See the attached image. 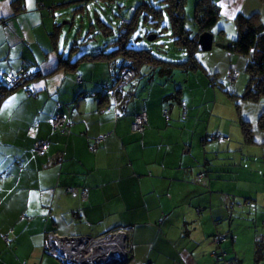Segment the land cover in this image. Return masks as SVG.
I'll return each instance as SVG.
<instances>
[{
    "label": "crops",
    "instance_id": "crops-1",
    "mask_svg": "<svg viewBox=\"0 0 264 264\" xmlns=\"http://www.w3.org/2000/svg\"><path fill=\"white\" fill-rule=\"evenodd\" d=\"M79 1L0 0V83L23 67L35 75L22 80L0 107V264H66L44 252L49 231L96 237L120 229L127 230V264H215L217 249L243 260L235 246L238 236L229 238L236 232L233 226L242 224L228 219L246 202L240 199L251 195L237 189L234 163L220 162L217 154L214 163L213 149L222 152L226 140L209 144L210 126L198 129L200 115L195 116L203 110L212 118L218 108L220 98L208 78L212 72L203 64L171 80L135 78L124 87L122 95L131 97L127 103L105 109L91 92L113 83L118 68L106 61L84 62L75 70L59 67V52L69 57L76 50L67 55L62 31L56 38L52 34L58 16ZM214 1L220 18L213 34L221 38L217 48L226 51L229 70L240 65L238 54L220 44L228 35L229 40L237 36L239 13L258 11L264 21V2ZM196 2L187 0L190 18ZM223 22L233 25L232 34ZM179 88L182 101L165 100ZM144 110L147 128L134 132V118ZM56 113L68 116V129L52 127ZM220 129L226 132L222 124ZM102 135L107 137L92 148ZM39 140L48 142L43 154L33 150ZM204 162L209 180L198 184L194 179ZM216 233L228 238L217 245Z\"/></svg>",
    "mask_w": 264,
    "mask_h": 264
},
{
    "label": "trees",
    "instance_id": "trees-1",
    "mask_svg": "<svg viewBox=\"0 0 264 264\" xmlns=\"http://www.w3.org/2000/svg\"><path fill=\"white\" fill-rule=\"evenodd\" d=\"M261 1L264 2V0ZM112 2L115 1L114 0H81L77 2L79 3V5L77 7L75 6L76 8L72 10V13L75 15H77L78 13H82V15H87L89 20L92 21L88 30V36L90 33L93 32L95 33L96 29L102 31L105 36L113 34L114 30L112 25L108 24L105 20H103L100 13L96 9V7L98 5H101L102 3H106L108 4V7H110ZM119 7L122 8V6ZM90 9L95 10L94 19L96 20V24L93 23L94 19L91 18L90 16ZM131 10L133 12V15L130 18H128V16L126 15H121V14L116 16L119 18V22L117 26L119 38L116 41L114 40L112 42L106 43L107 47L114 46L113 49L110 50L109 52L106 49L101 48V49H97L95 52L90 51V52L80 53L78 56L74 58H73V56H75L74 54L73 56L68 57L63 55L61 51L59 52V67L61 68L75 70L81 63L84 62L106 61L113 64L116 68L119 69V72L117 73L113 83H103L100 85V88L97 91L91 92L92 97H96V98L98 97L101 99L103 103H105V105L103 106L105 107V109L109 110L107 106L108 105L112 106V108L109 111L115 110L113 107L115 104H117L116 107H119V104L125 105L127 103V100L131 98L129 96L130 94H127L125 96L122 95L124 88L121 92H118L117 102L110 99V97L107 96L105 92H103V86L105 85H109L110 87L113 86L119 79L121 72L126 68L131 69L134 72L135 75L133 79L141 78V77L146 78L147 76L156 75L170 80L172 79L173 75H175V73L177 72L188 73L191 71H197L203 69L204 65L197 56V53L200 51L198 44L199 36L204 32H210L213 34L215 28L218 26L217 24L220 18V8L214 0H197L194 8L193 18H190L187 12V0H142V2L139 5H137V7L132 6ZM191 20H194L195 22V27H196L195 33H193V31L190 28L192 26L189 24ZM82 21H84L83 17H82ZM125 21L128 22L125 23ZM2 22L4 21L2 20ZM148 25L154 28L152 32H150L151 30L147 31L148 34L149 33L152 34V36H154V39L162 37L163 35L168 36L171 42L173 43L175 50L184 53V57H186V59L180 61L165 59L155 54L150 48L148 49L134 48L130 42L132 35L135 33V31L139 29V27L148 26ZM235 26L237 29V36L229 40L228 42L226 41L227 43L224 42L221 43L220 45L228 51H231L235 54L247 58L246 71L249 74V80L242 94H238L235 91H232L230 88L225 89V84L222 83L220 85V83L219 82L218 83L220 85L219 87L223 90V92L227 93L232 99L238 98L240 99V101L241 100L252 101L259 104V106H261L260 111L262 112L260 113L258 119H256L257 121L253 122L252 119L247 118L246 116L243 115V112L241 111L240 101L237 100L236 103L239 122L243 131L244 143L247 145H264V139L262 141L261 140L262 138L261 139L258 138V135H262V134L264 135V21L262 18V14L261 12L258 11L250 15H246L245 13L241 12L235 18ZM82 28L83 26L77 29L75 38L82 37L81 36ZM60 30L62 31V24L57 23L55 25V32L52 34V37L53 38L58 37L57 33ZM221 32L224 33L223 31H219L220 34H222ZM214 43H215V38H214ZM77 44L78 43L75 39V42L73 43L70 51H75L79 49ZM23 68L28 70L29 77L28 78L27 76L23 77L22 80H25V82H27L35 78V75H33V73L29 71L28 68L26 67ZM19 71L20 70L14 73H10V75H15L19 73ZM233 71H237V70H234V68L232 67L228 72L230 74L226 80L231 85V87L235 85V83L238 81L237 78L239 77L238 75V77L234 81H231L230 75L233 73ZM78 76L80 75H77L76 78L77 82L79 81L81 82L82 77L80 76L81 80H79ZM133 79L125 86L129 85L133 81ZM21 81L14 86H11L8 81L7 83H0V107L3 105V102L5 101L6 97L9 96L13 91H15L19 86L23 84L21 83ZM211 84L213 86L218 87V85H216L214 81L211 82ZM26 91L28 94L29 91L31 92V94H33L32 93L33 91L31 90L30 86H26ZM180 92H181V88L176 89L175 92L176 94H172L168 97H165V100L168 101L170 98L174 97L175 100L179 102L182 101L180 98ZM59 114L62 113L54 114L50 118V123H51V119ZM63 115L65 114L63 113ZM65 116L69 121L68 116L67 115ZM186 116H187V110L183 112V117ZM165 117L169 118L168 110L165 112ZM51 125L55 130L64 129V128L62 129L55 128L52 123ZM69 125H70V121H69ZM217 134L219 133L217 132L215 136ZM215 136L214 138L219 140L226 139L223 135H221L222 139ZM94 140L91 144V147L97 148L100 144L95 147ZM40 141L47 142L46 140H39L37 142ZM37 142H35L33 145L34 151H35L34 146ZM47 147H48V142H47ZM46 149L42 153H37L36 151L35 152L37 154H43L46 151ZM206 164L207 162H205L204 165L206 166ZM201 173H203L206 176V181L207 178L209 180V174L207 170L202 171ZM205 182H201V183L196 182V183L204 184ZM70 189L71 188H69L70 192H79V190H77L76 188H74L73 191ZM83 191L86 190L81 189L82 194ZM252 200L253 199L250 198L246 199L245 204L248 205L249 207L254 206L253 203L255 202L254 200L253 201ZM48 233L46 235V238L48 236ZM216 235H218V233H216L213 236V240L216 237ZM223 236L225 240L228 238V236L225 235ZM235 236L236 238L234 239ZM229 238H231L233 241H236L237 235L232 234L230 235ZM220 243H217V245ZM214 252L217 254L214 255ZM214 252H213V256L216 261L215 264H218L216 258H218L217 256L219 250L217 249ZM222 252L225 254L224 259L229 261H235L238 264H244V261L241 258L236 256H229L224 250H222ZM254 261L255 264H262L264 262V234L260 235L258 233L256 235Z\"/></svg>",
    "mask_w": 264,
    "mask_h": 264
},
{
    "label": "rangeland",
    "instance_id": "rangeland-1",
    "mask_svg": "<svg viewBox=\"0 0 264 264\" xmlns=\"http://www.w3.org/2000/svg\"><path fill=\"white\" fill-rule=\"evenodd\" d=\"M114 1L115 2H112L110 7H108V4L106 3H102L96 7L102 19L113 27V34L108 36H105L102 31H99V29H96L95 33H90L88 36V30L92 21L89 20L87 15H82V13H78L77 15L73 14L72 10L74 8L63 12L61 16H58V23L62 24V34L63 37H65L62 39V42H66V39L68 40L66 44L67 55L70 53L74 38L76 37L75 35L77 33V29L81 26H83L81 33L82 37L75 38L79 49L74 52V57L78 56L80 53L90 51L95 52L97 49L101 48L106 49L108 52L113 49L114 46L107 47L106 43L112 42L114 40L116 41L119 38L117 31L119 18L116 16L121 14L130 18L133 15L131 7H137V5L142 2V0ZM119 6H122V8ZM94 13L95 10L90 9V16L93 19ZM82 17L84 18V21H82ZM93 23L96 24L95 19ZM189 24L192 25L190 28L193 33H195L196 27L194 20H191ZM222 24L226 26V30L229 31L228 34L233 33L234 28L231 23L223 22ZM153 30L154 28L149 25L139 27V29L135 31L130 39L131 45L136 49L150 48L155 54L165 59H171L175 61L186 59V57H184V53L175 50V47L168 36L163 35L157 39H150L152 34H148L147 31L152 32ZM216 30H218V26L215 28V31ZM222 35L224 36L225 34L223 33ZM229 37L230 36L228 35L225 39L227 42L229 41ZM220 39L221 38H219L217 34L213 49L209 51H199L197 53L199 60H201L205 67L210 70V72H212L208 77L210 84L214 81V83L218 85L217 87L211 84V90H213V92L216 91L220 98L218 108L212 114V118L209 113H207L208 115L206 116L203 110L200 113H197L196 111L195 116H197V114L200 115L199 121H197L198 129L210 126V137L207 141L209 144L214 146L215 144H218L217 142H220V140L217 139L212 140V138L214 139L212 136L218 131H220V133L225 136L226 146L222 148V152H216V150L213 149L214 163L216 164L219 162L216 154L219 155L220 159L223 158L220 162L230 165L234 163L236 172L238 173V178L236 179L237 189L240 190V193L245 191L246 194H244V196L251 195V197H249L255 200V203H253L254 206L251 207L243 203L242 206L237 208L236 214L234 216H230L228 219V222L233 220L244 225L242 226L238 224V227L233 226L234 230L236 231L234 233L239 238V241L237 243L235 242V246L237 250L242 253L244 257V264H255L254 249L256 235L258 233L260 235L264 234V145H247L243 143V131L236 109L237 100L240 101V99H232L219 87L223 83L225 84V89L230 88L232 91L242 94L249 80V74L246 71L247 58L237 55L238 60H240V65L238 67L234 66L233 68L239 73V77L237 78L238 81L232 87L226 81L230 74L228 72L230 71L231 67L228 70L230 63L228 61V57L226 56V51L217 48V43L220 41ZM236 64H238V62H236ZM176 74V76L183 75L182 72H177ZM203 97H198V99L200 100V98ZM240 103L243 115L252 119L253 122L257 121L256 119H258L260 113L262 112L260 111L261 106L252 101L241 100ZM202 107H205V104L198 106L197 110H201ZM220 124L224 125L226 132L220 129ZM263 137V134L258 135V138H262V141L264 139ZM230 139L231 141L227 142V140ZM201 143L204 144L202 140ZM229 144L232 146L230 149L227 148ZM200 170L206 171L207 168L203 164L202 169ZM230 183L235 185L234 180H230ZM240 200L244 202L246 199L243 197ZM242 208L244 210H242ZM262 264H264V262Z\"/></svg>",
    "mask_w": 264,
    "mask_h": 264
},
{
    "label": "built area",
    "instance_id": "built-area-1",
    "mask_svg": "<svg viewBox=\"0 0 264 264\" xmlns=\"http://www.w3.org/2000/svg\"><path fill=\"white\" fill-rule=\"evenodd\" d=\"M128 21H125L127 23ZM0 23H3L2 20H0ZM134 72L131 69H125L121 72L119 79L113 86L105 85L103 86V92L106 93L107 96L110 97V99L117 102L118 98V92H121L126 84H128L133 78H134ZM239 73L237 71H233V73L230 75V80L234 81L238 77ZM29 77V72L26 69H20L19 73L15 75H9L8 76V82L11 86H14L18 84L23 77ZM78 79L81 80V77L78 76ZM29 94L31 92L29 91ZM115 107L117 104L114 105ZM107 108L110 110L112 108L111 105H108ZM148 113L146 111H142L139 114L136 115L133 123H132V130L134 132L142 133L144 132L147 124H148ZM51 123L55 128L59 129H66L69 127V121L67 120V117L63 114H59L54 116L51 119ZM63 129V130H64ZM107 135H102L97 137L94 140V146L96 147L99 145L104 138ZM215 137H218L222 139L220 134H217ZM47 148V142L40 141L37 142L34 146V149L37 153H42ZM196 182H205L206 176L203 173H200L197 175ZM70 190H74V188H71ZM86 194V191H83V195ZM121 234L124 235L125 238V244H126V235L127 230H117L116 232H109L102 236H61L54 232H49L48 236L46 238V241L44 243V252L59 259L63 263L66 264H83L85 261H93L101 256L104 249H109L110 247L117 246L113 245V240L117 236H121ZM5 240H8V236H4ZM236 236L234 237V239ZM225 238L223 235L218 234L214 238V241L217 243H220L224 241ZM126 250V245H125ZM217 253L214 252V255ZM218 258L217 262L218 264H238L235 261H229L224 259L225 254L222 251L218 252ZM222 258V259H220Z\"/></svg>",
    "mask_w": 264,
    "mask_h": 264
},
{
    "label": "water",
    "instance_id": "water-1",
    "mask_svg": "<svg viewBox=\"0 0 264 264\" xmlns=\"http://www.w3.org/2000/svg\"><path fill=\"white\" fill-rule=\"evenodd\" d=\"M150 39H154V36H151ZM198 44L200 51L211 50L214 44V35L210 32L202 33L199 36ZM99 258L93 261H85L83 264H127L129 260L127 252L122 253L117 246L109 248L107 257Z\"/></svg>",
    "mask_w": 264,
    "mask_h": 264
},
{
    "label": "bare ground",
    "instance_id": "bare-ground-1",
    "mask_svg": "<svg viewBox=\"0 0 264 264\" xmlns=\"http://www.w3.org/2000/svg\"><path fill=\"white\" fill-rule=\"evenodd\" d=\"M113 245H117L119 251H121L122 253H125L126 250H125V238H124V235L121 234V236H117L114 240H113ZM108 251L109 249H104L100 258H103V257H107L108 256Z\"/></svg>",
    "mask_w": 264,
    "mask_h": 264
}]
</instances>
